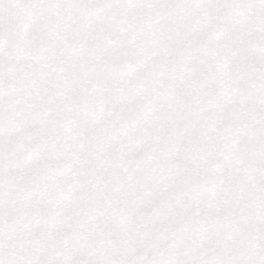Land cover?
<instances>
[{
    "label": "snow or ice",
    "instance_id": "obj_1",
    "mask_svg": "<svg viewBox=\"0 0 264 264\" xmlns=\"http://www.w3.org/2000/svg\"><path fill=\"white\" fill-rule=\"evenodd\" d=\"M0 264H264V0H0Z\"/></svg>",
    "mask_w": 264,
    "mask_h": 264
}]
</instances>
